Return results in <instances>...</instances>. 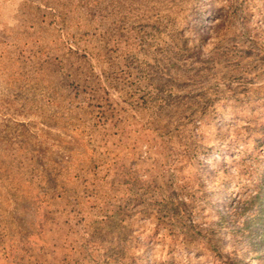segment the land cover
Returning a JSON list of instances; mask_svg holds the SVG:
<instances>
[{"label":"rangeland","instance_id":"1","mask_svg":"<svg viewBox=\"0 0 264 264\" xmlns=\"http://www.w3.org/2000/svg\"><path fill=\"white\" fill-rule=\"evenodd\" d=\"M263 214L264 0H0V264H264Z\"/></svg>","mask_w":264,"mask_h":264},{"label":"trees","instance_id":"2","mask_svg":"<svg viewBox=\"0 0 264 264\" xmlns=\"http://www.w3.org/2000/svg\"><path fill=\"white\" fill-rule=\"evenodd\" d=\"M262 195H263L262 193L257 194V195L254 197L253 201H255V202H256L257 200L261 201V200L263 199V198H262ZM253 201H252V202H253ZM262 218H263V223H264V214H263V217H262Z\"/></svg>","mask_w":264,"mask_h":264}]
</instances>
